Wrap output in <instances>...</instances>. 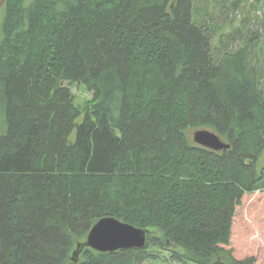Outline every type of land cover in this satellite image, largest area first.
<instances>
[{"label":"trees","instance_id":"16d2710c","mask_svg":"<svg viewBox=\"0 0 264 264\" xmlns=\"http://www.w3.org/2000/svg\"><path fill=\"white\" fill-rule=\"evenodd\" d=\"M194 0H6L0 21V264H254L230 243L264 188V82L250 42L213 46ZM91 92L81 110L71 87ZM209 129L229 148L194 142ZM75 131L73 139H70ZM193 131V132H192ZM141 248L71 254L101 217Z\"/></svg>","mask_w":264,"mask_h":264},{"label":"rangeland","instance_id":"374dc122","mask_svg":"<svg viewBox=\"0 0 264 264\" xmlns=\"http://www.w3.org/2000/svg\"><path fill=\"white\" fill-rule=\"evenodd\" d=\"M5 1L0 0V21ZM192 20L213 28L210 30L212 45L219 46L218 49L234 50L246 42L254 45L253 58L263 70L264 82V0H194ZM71 91L74 104L81 110L75 120L78 123L84 116L83 106L91 98V92L78 83L71 87ZM5 130V114L0 109V135ZM74 133L70 139H73ZM263 165L264 151L258 159L257 169ZM226 248H231L232 255L237 259L254 256V264H264V188L245 193L235 207L230 243ZM177 250L171 246H150L140 264H185L175 257Z\"/></svg>","mask_w":264,"mask_h":264},{"label":"water","instance_id":"95a60500","mask_svg":"<svg viewBox=\"0 0 264 264\" xmlns=\"http://www.w3.org/2000/svg\"><path fill=\"white\" fill-rule=\"evenodd\" d=\"M195 143L213 150L229 148V143L222 140L215 132L198 129L192 134ZM147 231L113 216L98 219L90 228L86 238L76 244L71 260L77 261L84 247L99 252H114L122 249L141 248L146 243Z\"/></svg>","mask_w":264,"mask_h":264}]
</instances>
